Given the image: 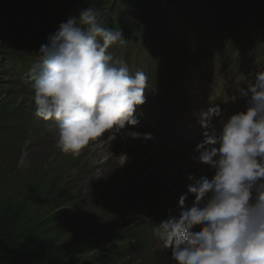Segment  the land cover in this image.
<instances>
[{
    "label": "rangeland",
    "instance_id": "rangeland-1",
    "mask_svg": "<svg viewBox=\"0 0 264 264\" xmlns=\"http://www.w3.org/2000/svg\"><path fill=\"white\" fill-rule=\"evenodd\" d=\"M83 3L84 0H0V109L12 114L16 122L29 116L35 122L39 120L34 115L33 89L24 78L39 62L41 45L48 43L61 22L78 16L84 9ZM175 4L187 27L184 33H175L171 39L161 29L136 20L117 0H107L100 10L103 24L122 17L137 25L140 39H136L135 47L118 46L121 59L131 72L142 70L145 65L150 67V63L161 64V70L177 79L174 70L183 69L184 60H192L183 50L195 31L202 38L194 51L202 45L201 50H205L203 60H192L195 67L217 59L218 64L213 65L212 71L215 75L225 65H221V58L226 62L237 61L242 69L241 73L238 69L237 82L244 86L252 83L257 71H264V3L247 10L234 0H210L204 7L179 1ZM189 26L193 30L187 34ZM149 36L156 39L153 53L142 50V41L146 43ZM129 55H132L131 62L125 60ZM230 95L226 93L227 97ZM145 120L129 125V130H121L114 139L106 133L73 157L56 147L55 123L40 119L37 125H31V134L20 143L21 150L28 149L31 167L17 166L21 150L0 159V188L22 185L27 191L34 190L36 197L26 205L29 215L44 214L43 204L51 201V210L44 218L61 220L65 210L79 208L87 218L102 215L112 220L115 217L110 231L117 237L125 235L130 228L131 237L135 232L153 231L145 232L146 239L139 251L118 264H175L171 250L161 248L154 228L170 216L179 217L178 202L182 194L188 195L187 206L195 198L188 193L190 181L182 176L184 151L168 146L165 139L169 137L162 133L165 145L159 147L150 142L148 137L158 133L143 130ZM54 188H59V192H53Z\"/></svg>",
    "mask_w": 264,
    "mask_h": 264
},
{
    "label": "clouds",
    "instance_id": "clouds-1",
    "mask_svg": "<svg viewBox=\"0 0 264 264\" xmlns=\"http://www.w3.org/2000/svg\"><path fill=\"white\" fill-rule=\"evenodd\" d=\"M126 42L90 6L61 22L41 45L40 60L24 79L33 89L34 115L55 123L61 153L77 157L106 133L114 139L126 125L138 124L149 77L131 72L110 51ZM237 91L245 110L224 118L216 105L200 113L203 140L193 158L214 174H189L192 205L182 194L179 217L154 228L175 264H264V71ZM17 166L31 167L27 147Z\"/></svg>",
    "mask_w": 264,
    "mask_h": 264
},
{
    "label": "trees",
    "instance_id": "trees-1",
    "mask_svg": "<svg viewBox=\"0 0 264 264\" xmlns=\"http://www.w3.org/2000/svg\"><path fill=\"white\" fill-rule=\"evenodd\" d=\"M117 1L120 7L129 10L136 20L161 29L171 39L176 36L175 33H184L187 27V22L184 21L186 19L181 18L175 2L197 3L204 7L210 0ZM234 1L239 3L243 10L264 3V0ZM106 4L107 0H84L83 7L87 9L93 6L101 10ZM117 16L119 17L118 14ZM104 26L122 31L123 38L127 42L119 46L132 49L136 45V39H140L139 31L136 30L137 25L128 23L122 17L115 22L109 20ZM192 30L193 28L189 26L186 33L189 34ZM142 42L150 49L149 53L155 51L152 46L153 38L147 39L146 43ZM115 47V51H110L121 59L120 49L118 46ZM130 57L132 55L126 56L125 60L131 62ZM13 117L12 114L0 109V159L21 150L20 143L31 134L29 129L31 125L40 122V119L35 122L32 116L23 118L19 122L13 120ZM11 121H14L13 124H8ZM26 189L22 185L18 188H0V264H118L139 251L146 239L145 232L152 231L147 229L135 232L131 237L130 228L125 235L117 237V234L110 231L115 217H112V220L102 215L87 218L82 215V210L79 208L65 210L61 220L44 218L51 210V201L43 204L44 214L29 215L26 205L36 196L34 190ZM53 192L58 193L59 188H54ZM54 202L55 199L52 200V203ZM125 242L127 244H124ZM131 243L135 244L131 246ZM105 245L109 247L104 248Z\"/></svg>",
    "mask_w": 264,
    "mask_h": 264
},
{
    "label": "bare ground",
    "instance_id": "bare-ground-1",
    "mask_svg": "<svg viewBox=\"0 0 264 264\" xmlns=\"http://www.w3.org/2000/svg\"><path fill=\"white\" fill-rule=\"evenodd\" d=\"M181 15L182 14L180 13V16ZM172 29H174V28H172ZM199 33L200 32H196L195 31V34L192 35L189 38L198 37L199 36L198 38L201 39L202 36H200ZM149 38H152V37L149 36ZM153 40L156 41V39H154V38H153ZM188 43L186 45H184V50H183V54L184 55L185 54L189 55V58L192 59L193 61H194V58L195 57H203L204 51H202L201 49H203L204 45H202V47H199V49H198L199 52L195 53L192 50L193 47H194V44L191 41H189V40H188ZM154 44L155 43H152L153 48L156 47ZM153 48H152V50H153ZM115 49H116V47L115 48L113 47L110 50L115 51ZM142 50H144L146 52V51H148L150 49H148L146 46H144V47H142ZM122 57H123V55H122ZM148 57H146V58L148 60H150ZM248 57L250 58V56H248ZM192 60H184V62L186 63L185 64V67L183 69L179 70V71L174 70L175 73L177 74V76H183L185 78L186 82L188 84L192 85V86L199 84V82H200V80H202L203 76H206L205 75L206 69L212 67L213 65L218 64L217 63L218 61H216L217 59H213V60H210V61H205L204 64H202L201 66L199 65L200 67H198V68L196 67L197 68V74L195 75V77H191L189 74H191L192 69L194 67L193 65H195L194 62H192ZM221 60H222L221 61L222 62L221 65L227 64V62L223 58H221ZM200 63L201 62H199V64ZM156 67H161V65L157 64L155 67H152V66L149 67L148 65H145V67L142 68V70L149 77L148 88L145 90V101L147 102V104H151V105L155 104L154 105L155 107H157L158 109L162 110V105L160 104V102H158L154 98H161V97H163L165 99L166 97L164 95H166L168 92H170L172 90V84L170 83L169 75L167 73H162V72L154 71V70H157ZM241 70L242 69L239 68V72L240 73L242 72ZM192 80H195V83H190V82H192ZM206 82L208 83V85H211V84H214L215 85V82H214L213 79L212 80L211 79H208V80H206ZM161 84H165L166 86L161 89ZM213 90H214V92L216 94L219 93V94H225L226 95V93H230L229 91L220 90L216 85H215V88ZM148 94L152 96V98L150 100H148L146 98V95H148ZM179 95H180V93H179ZM200 95L201 94L199 92L198 93V96L196 98V101L199 100ZM180 97H181V100H183V104L182 105H186V104H190V103L194 102V99L192 97L187 96V95L182 94V96H180ZM218 106L222 109L223 116H224V118H226L227 116L225 114H226V111H227V107L225 105H218ZM242 110H245V104L244 103H241V104L237 105L236 108H235V111H237V112L238 111H242ZM145 112H146L145 110H137V114L136 115H137V119L139 121L147 118L146 116H147L148 112L147 113H145ZM176 115L179 116V119H180L181 124L175 125L173 128H171L170 129V132L171 133L161 132L163 135H165V136H167L169 138L171 137V135H175V134L179 133L182 129H184L185 128V125L187 123V119L186 118H182L183 116H187V115H184L183 113H176ZM145 122H146V120H145ZM213 123H214L215 126L219 127V119L215 120ZM139 124H141V123H139ZM163 127L164 128H167L168 125L167 126H164L163 125ZM203 131L204 130H203V128H202V126L200 124V121H199L198 127L195 128L193 131L189 132V134H185V136L183 138H177V139H174V138H172V139L166 138L165 139L161 135V133H158L154 137L149 136L148 139H150V142L156 143L157 145H159V147H162L163 145L166 144L163 141V139H162V138H164L167 141L168 146L173 147V150H179V151L182 150V152L184 151L183 152L184 159H183V162H182V167H183L184 172L182 173V176H183V179L185 178L187 180V177H188L189 174H192V175L196 176L197 178H199L202 175L211 176V175L214 174V169H211L208 166L203 165V164L197 162L193 158L195 156H198V153L196 152V146L200 142H202V140H203ZM188 139L190 141H186ZM184 147H188V149H185ZM185 156H187V157H185Z\"/></svg>",
    "mask_w": 264,
    "mask_h": 264
}]
</instances>
